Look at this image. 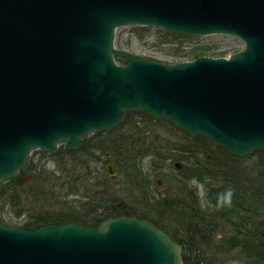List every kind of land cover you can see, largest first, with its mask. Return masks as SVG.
<instances>
[{
    "label": "water",
    "instance_id": "obj_1",
    "mask_svg": "<svg viewBox=\"0 0 264 264\" xmlns=\"http://www.w3.org/2000/svg\"><path fill=\"white\" fill-rule=\"evenodd\" d=\"M128 26L231 36L244 49L173 66L147 62L113 48L116 30ZM127 112L166 120L257 163L264 156V0H0V185L32 151L56 154L61 144L76 151ZM104 170L117 182L112 165ZM0 264H182V249L136 218L97 227L0 225Z\"/></svg>",
    "mask_w": 264,
    "mask_h": 264
},
{
    "label": "rangeland",
    "instance_id": "obj_2",
    "mask_svg": "<svg viewBox=\"0 0 264 264\" xmlns=\"http://www.w3.org/2000/svg\"><path fill=\"white\" fill-rule=\"evenodd\" d=\"M177 37V38H176ZM114 46L116 50L123 51L127 53L130 57L147 60L151 62H155L159 64H165L168 66L177 65L184 62H189L193 60V56L198 51L197 49H201L202 51H206V56L208 58H228L234 53H238L244 48V44L241 40L230 37V36H222V35H211L206 37H183L177 36L174 34H167L166 32L156 29V28H142V27H121L116 30L115 32V40ZM118 64L123 65V62L120 59H117ZM131 122H134L135 125L138 127H132L129 124H126L121 131L107 133L102 132V136L92 137L89 136V147L84 149V151L76 150V151H69L64 147V145H60L58 147V153L56 155L49 154L45 151L35 150L31 153L28 164L31 165V169L34 167H39L41 171H45L44 173L51 174L59 183L63 181V176L61 172L62 165L60 164L59 159H53L52 156H67L65 163H68L67 168L73 169L69 170V173L73 177L77 179L78 185L75 184L74 189L72 192H76L77 195L73 196L66 193L65 190L57 191L56 189L51 192L44 191L43 195L37 194L39 198H34V196H30V190H32L33 183L31 181V175L29 172L25 171L26 168L20 172H18L13 178L17 180L18 186H20L18 190V195L21 196L22 204L20 207L24 209L19 215L16 212H13L9 207L4 206L1 211V219L5 225L8 227H20L22 228L27 224L29 221V215H40V214H48V213H58L61 210H71L76 211L81 208V204L83 205L84 202L87 200H92V202H97L101 205L102 201L106 199L104 187L105 181L110 180L105 173V166L110 164L115 169V174L117 176V182L112 183L113 186H109V193L113 196V201L117 202L118 204L130 208L134 211H139V204L143 202L141 193L135 188L131 187L126 183V180L123 179L120 170L117 169L115 161L117 160V156H121L120 153L117 151H121L124 149V145L120 143V140L116 135L118 133H131L135 134V131H140V141L144 140L145 146H141V151L137 153V155L142 156L143 153L149 149L147 146H155V149H158V145H164L166 148L170 150L168 152H164L163 154L160 151L154 150L153 152L158 153V155L154 156H176L173 160L167 161L166 165L159 167L157 164L153 167V162L149 157L144 159L142 162H139L140 168L142 170V175L146 176V183L150 181L149 188L150 190L156 192L158 198L157 199H167L176 206L175 199L179 196V192L182 189L181 181L187 185V176L189 175L190 171L186 172L183 171V162L178 160L180 156L171 152L173 148H183L186 147L187 142L182 135L173 131L168 125L161 123V122H150L141 118L139 116H133L130 119ZM133 124V126H135ZM117 128V127H116ZM115 128V129H116ZM107 133V134H104ZM86 138L85 140H88ZM137 139V137H136ZM99 140L98 146H96L94 141ZM209 151L212 152L215 156V164H219V167L222 169H226L225 174L229 176L234 183L229 185L238 186L240 184H246L249 187L253 186L254 182H252L250 176V172H254L251 166L246 162L236 161L232 162L229 160L228 157L225 158V155L220 154L215 150L214 145L206 146ZM81 149V148H80ZM165 148H163L164 151ZM152 151V150H151ZM132 152H128L127 156H132ZM51 156V157H50ZM124 156V155H123ZM223 156L224 158H221ZM261 156V155H260ZM259 158H257V163H253L255 165L258 164ZM236 165H234V164ZM175 164L180 165V169H176L174 167ZM57 165L59 167H57ZM69 166V167H68ZM149 166L153 167L150 168ZM238 168V171L235 170ZM37 167V168H38ZM215 168H217L215 166ZM214 168V169H215ZM257 168H262L258 166ZM179 171H183L182 174H178ZM23 175L20 177L21 174ZM157 174V177H153ZM242 174L244 178H240ZM220 175H223L220 170ZM78 177V178H77ZM12 178V179H13ZM26 178V179H24ZM255 178V177H254ZM20 180L22 181L19 184ZM67 182L69 179L66 180ZM160 182L158 185L157 182ZM7 183V182H4ZM2 183L1 185H3ZM31 183V184H30ZM213 184L211 180L207 179L205 183L193 185L188 183L187 187L193 192L196 190V194L200 201L202 207H212V204L209 202L207 203L206 197V185ZM0 185V186H1ZM74 185V183H73ZM202 185V187H201ZM67 188V185H66ZM255 188V186H253ZM106 189V190H107ZM101 190L102 193H101ZM235 190H237L235 188ZM232 193L231 204L224 203L227 208H231L232 204L234 205L235 195ZM24 195V196H22ZM103 199V200H102ZM180 203V202H179ZM247 209L251 207L250 202L244 204ZM242 206V207H243ZM238 206L237 209H239ZM245 208V209H246ZM19 209V207H18ZM238 214L232 210L229 212L231 215L227 216L224 220H220V224L217 225V233L216 238L213 237L211 240L212 244L218 245L222 250L217 251L214 248L209 249H202L204 256V262L206 264H253L252 259H248L243 256L246 252L242 249H239L237 252H230L225 253L222 247V240L223 238H233L235 235V230L239 226V222L241 219L239 218L240 211ZM228 213V212H227ZM149 217V216H148ZM157 223L163 225L166 230H172L182 235L183 226L179 221L171 222L173 220H161L159 218L152 219ZM159 220V221H158ZM246 225L249 228H254V221L247 222ZM185 240H188L186 236H181ZM240 238V243L247 245V241L245 239ZM220 241V242H219ZM228 254V255H227Z\"/></svg>",
    "mask_w": 264,
    "mask_h": 264
},
{
    "label": "trees",
    "instance_id": "obj_3",
    "mask_svg": "<svg viewBox=\"0 0 264 264\" xmlns=\"http://www.w3.org/2000/svg\"><path fill=\"white\" fill-rule=\"evenodd\" d=\"M177 38V37H176ZM193 56V58H197L199 56H206L205 50H199ZM133 116H139L144 118L147 121L153 122H161L168 125L173 131L183 136V138L188 141L187 146L183 148H173L171 152L178 154L180 156L178 160L183 162V171H190L187 176V185L190 181L195 178L199 181V184L205 183L207 179L211 180L213 184H207L206 187V197L207 203L212 204V207H202L200 201L198 199L196 190L193 192L187 187L184 181H181L182 189L179 192V196L175 199V205L170 203L167 199H157L158 196L156 192L150 190L149 185L150 181L146 183V176L142 175V170L140 168L139 162H142L144 159L149 157L153 162V167L157 164L159 167L166 165L170 160H173L176 156H154L158 155V153L153 152L155 146H147L149 147L142 156L137 155L139 151H141V146H145L144 140L140 141L138 137H140V131H135V134L131 133H118L116 137L120 140V143L124 145V149L121 151H117L121 154V156H117V160L115 164L117 169L120 170V173L123 176V179L126 180V183L130 185L132 188L135 187L142 195L143 202L139 205V210L134 211L130 208H126L117 202L113 201V196L109 193V186H113L111 181L106 180L105 194H102L106 197L104 201H102L101 205L97 202H92V200H87L84 204H81V208L79 210L71 211L61 210L58 213H48V214H40V215H29V221L23 227L26 228H34L40 224H50L51 223H62V222H71L80 224L87 227H96L101 222L107 219L118 218V217H135L140 220H145L153 224L155 227L160 228L176 242L180 244L182 247V261L183 264H206L204 262V251L202 249L214 248L220 252L222 248L218 245L212 244L211 240L213 237L216 238L217 233V225L220 224V220H224L227 216L231 215L233 212H229L234 210L237 214L240 211L239 218L241 221L239 222L238 228L235 230V235L233 238H223L222 247L225 253L237 252L239 249H242L246 252L243 256L248 259H252L253 264H264V156H258V164L255 165L249 159L245 158H236L224 150L215 147L217 152L225 155V158L228 157L232 162H239L240 160L249 164L252 167L254 172H250V178L252 182H254L253 186L249 187L246 184H240L238 186L229 185L234 183L230 179L228 174H225L226 169H222L219 167V164H215L216 161L214 154L206 146H210V142L205 140L203 137H189L185 133H182L181 130L175 128L172 124L165 120L152 119L151 117H147L141 112L137 113H127L123 122L114 130L109 131L107 133L121 131V129L129 124L130 119ZM134 122L130 123L132 127H138L137 125L133 126ZM104 133V134H107ZM102 134H94L92 137H100ZM137 137V139H136ZM90 140H84L81 151H84L87 147ZM97 142L95 145L98 146L99 140L94 141ZM167 142L164 143L166 145ZM164 145H158L157 151L160 153L168 152L170 149L166 148ZM213 146V145H212ZM163 148L164 151H163ZM137 150V153L135 152ZM152 150V151H151ZM128 152H132V156H127ZM124 155V156H123ZM51 157V156H50ZM224 158L223 156H220ZM53 159H59L60 164L62 165V169L59 171L63 176V181L59 183L57 179H55L51 174L44 173L45 171H41L40 168L34 167L31 169V165L28 164L26 168V172H29L31 175V181L34 184L32 190H30V196H34V198H39L37 194L43 195L44 191L51 192L55 189L59 191V193L63 190L66 193L76 196V192H72L75 187V184H79L77 179L73 177L69 173L70 169L67 168L68 163H65L67 156H52ZM227 159V158H226ZM65 160V161H64ZM239 160V161H237ZM234 164V163H233ZM236 165V164H234ZM215 166L217 168H215ZM258 166L262 167L257 168ZM57 167H59L57 165ZM69 167V166H68ZM150 168H153L149 166ZM215 168V169H214ZM220 170L223 175H220ZM236 172L238 168L235 166ZM183 171H179L178 174H182ZM21 174V173H20ZM23 175L21 174L20 177ZM240 178H244L242 174H240ZM153 177H157L155 174ZM255 177V178H254ZM78 178V177H77ZM69 179L67 182L66 180ZM109 179V178H108ZM74 183V185H73ZM31 184V183H30ZM235 184V183H234ZM67 185V188H66ZM20 186L17 184V180L15 178L7 181L0 186V216L1 211L4 206L9 207L13 212H16L18 215L24 211L21 206L22 199L21 196L18 195V190ZM231 188L235 195L234 205L232 204L231 208H227L224 204H220L219 196L221 193H224L226 189ZM107 189V190H106ZM101 190V193L102 191ZM24 196V195H22ZM233 197V196H232ZM231 197V198H232ZM103 200V199H102ZM180 202V203H179ZM251 207L247 209L243 206V203H249ZM238 206H240L239 209ZM243 206V207H242ZM19 207V209H18ZM246 208V209H245ZM228 212V213H227ZM149 216V217H148ZM159 218L161 220H173L171 222H175L176 219L183 226L182 235H179L176 230H166L160 223L152 220ZM159 221V220H158ZM254 221V228H249L246 223ZM0 225L6 226L0 217ZM181 236H186L188 240H185ZM245 239L247 241V245L240 243V238ZM220 242V241H219ZM228 255V254H227Z\"/></svg>",
    "mask_w": 264,
    "mask_h": 264
},
{
    "label": "clouds",
    "instance_id": "obj_4",
    "mask_svg": "<svg viewBox=\"0 0 264 264\" xmlns=\"http://www.w3.org/2000/svg\"><path fill=\"white\" fill-rule=\"evenodd\" d=\"M191 184L193 185H197L199 184V181H197L195 178H193L191 181H190ZM202 187V185H201ZM232 189L231 188H228L226 189V191L224 193H221L220 196H219V203L220 204H224V203H227V204H231V197H232Z\"/></svg>",
    "mask_w": 264,
    "mask_h": 264
},
{
    "label": "bare ground",
    "instance_id": "obj_5",
    "mask_svg": "<svg viewBox=\"0 0 264 264\" xmlns=\"http://www.w3.org/2000/svg\"><path fill=\"white\" fill-rule=\"evenodd\" d=\"M113 48H115L114 43H113ZM115 49H116V48H115Z\"/></svg>",
    "mask_w": 264,
    "mask_h": 264
}]
</instances>
